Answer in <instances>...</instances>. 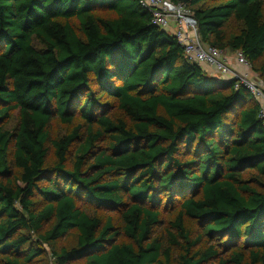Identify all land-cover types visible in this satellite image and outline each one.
<instances>
[{
    "label": "trees",
    "instance_id": "trees-1",
    "mask_svg": "<svg viewBox=\"0 0 264 264\" xmlns=\"http://www.w3.org/2000/svg\"><path fill=\"white\" fill-rule=\"evenodd\" d=\"M172 1L203 42L242 51L264 80V0ZM259 110L243 84L190 60L140 0H0V264L48 252L54 264H264ZM55 116L82 121L51 140ZM163 199L179 201L174 263L154 236ZM81 202L117 210L120 226ZM73 229L76 244L59 245Z\"/></svg>",
    "mask_w": 264,
    "mask_h": 264
},
{
    "label": "built area",
    "instance_id": "built-area-1",
    "mask_svg": "<svg viewBox=\"0 0 264 264\" xmlns=\"http://www.w3.org/2000/svg\"><path fill=\"white\" fill-rule=\"evenodd\" d=\"M141 4L153 14V23L172 31L180 44L184 46L186 56L198 63L209 74H221L236 79L252 94L260 105L259 116L264 124V80L250 76L252 65L242 51L233 52L237 66L229 64L230 52L203 42L197 27V20L191 10L183 3L172 0H140ZM230 53V54H228ZM237 67L243 68L239 72Z\"/></svg>",
    "mask_w": 264,
    "mask_h": 264
},
{
    "label": "rangeland",
    "instance_id": "rangeland-1",
    "mask_svg": "<svg viewBox=\"0 0 264 264\" xmlns=\"http://www.w3.org/2000/svg\"><path fill=\"white\" fill-rule=\"evenodd\" d=\"M103 15L109 17V16H112V13L106 11V12H103ZM73 22H75V21L73 20ZM227 27L231 31H237V24L233 20H230L228 22ZM230 53H228V54H230ZM258 64H264V57L261 59V61ZM215 75L216 74H214L213 76H215ZM253 77H257V78L259 77L260 78L259 72L256 75L254 74ZM226 79H233V78H226ZM110 114L113 117L125 118L122 111H120L118 108L112 109ZM81 121L82 120L80 119V117H76V118H74L73 123H64L61 121L59 116H55L52 119L51 126H50L51 140L58 139L61 136L65 135L70 130H72V128L75 124L80 123ZM17 123H18V110L16 109V110H13L11 112V117L9 119L4 120L1 124L8 129H13L17 125ZM48 146L50 148V151H49L47 163L52 164L56 161L55 148L51 143H49ZM76 146L77 145H74L71 149V152H70V159L71 160H73V158H74V151H75ZM165 200L166 199H163V203L160 207V209H161V221L154 229V236L158 237L160 239V241L163 243V246L165 248H167V247L171 248V252H172L171 261L174 263V262H176L177 255L180 252V249H179V247L172 245L170 243L169 234H170V232L174 233V230L171 227V222L174 220L175 215H176L177 211L179 210V201L174 200V201L170 202L167 200V203L165 204ZM81 203H82V205L87 207L90 211L99 215L103 220H106L109 216H112L116 226H120L121 223L119 220V214H118L117 210H112V209H107V208H99V207H96V206L91 205V204H85L84 202H81ZM186 226H187L188 230L191 232V234L193 235V237H197V235L201 232L199 224L193 220L186 219ZM77 234H78V232L76 229L71 230L69 232V234H67L65 237H63L62 239L59 240V245L66 246L67 248L75 245L77 242ZM118 241H120V242L128 241V239L124 236H119ZM160 259L162 261H165L164 256H161ZM32 264H54V262H53L52 257L50 256V253L48 252L45 255L35 259ZM71 264H84V259L74 261ZM211 264H215V263H211Z\"/></svg>",
    "mask_w": 264,
    "mask_h": 264
},
{
    "label": "crops",
    "instance_id": "crops-1",
    "mask_svg": "<svg viewBox=\"0 0 264 264\" xmlns=\"http://www.w3.org/2000/svg\"><path fill=\"white\" fill-rule=\"evenodd\" d=\"M168 32L172 33V31H170V30ZM230 55H231V57H229V64L232 65V66H237V64L235 62V59L233 58V54H230ZM237 68H238L239 72H243L244 71L243 68H241V67H237ZM254 74L256 75L257 73L252 69V72L250 73V76H253ZM215 77L222 78L223 76H221V74H216ZM225 79H226V77H225Z\"/></svg>",
    "mask_w": 264,
    "mask_h": 264
},
{
    "label": "water",
    "instance_id": "water-1",
    "mask_svg": "<svg viewBox=\"0 0 264 264\" xmlns=\"http://www.w3.org/2000/svg\"><path fill=\"white\" fill-rule=\"evenodd\" d=\"M234 80H236V79H234Z\"/></svg>",
    "mask_w": 264,
    "mask_h": 264
}]
</instances>
